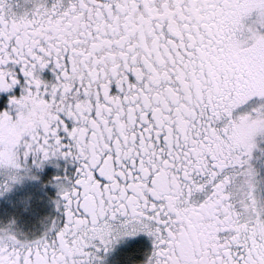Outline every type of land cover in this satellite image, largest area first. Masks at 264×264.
I'll return each mask as SVG.
<instances>
[{
  "label": "snow or ice",
  "instance_id": "6c2138e0",
  "mask_svg": "<svg viewBox=\"0 0 264 264\" xmlns=\"http://www.w3.org/2000/svg\"><path fill=\"white\" fill-rule=\"evenodd\" d=\"M0 264H264V0H0Z\"/></svg>",
  "mask_w": 264,
  "mask_h": 264
}]
</instances>
